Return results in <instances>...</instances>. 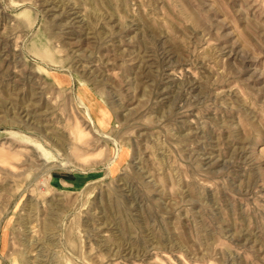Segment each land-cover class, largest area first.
<instances>
[{"label":"rangeland","instance_id":"obj_1","mask_svg":"<svg viewBox=\"0 0 264 264\" xmlns=\"http://www.w3.org/2000/svg\"><path fill=\"white\" fill-rule=\"evenodd\" d=\"M0 264H264V0H0Z\"/></svg>","mask_w":264,"mask_h":264}]
</instances>
